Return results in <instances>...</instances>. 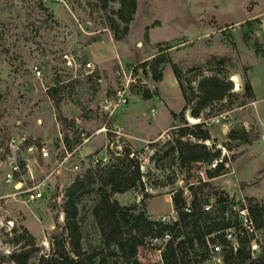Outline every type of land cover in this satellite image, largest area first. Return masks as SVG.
Returning a JSON list of instances; mask_svg holds the SVG:
<instances>
[{
    "label": "rangeland",
    "instance_id": "rangeland-1",
    "mask_svg": "<svg viewBox=\"0 0 264 264\" xmlns=\"http://www.w3.org/2000/svg\"><path fill=\"white\" fill-rule=\"evenodd\" d=\"M119 7L113 2L102 9L97 0H0V264H8L2 257L15 249L9 240L16 237L14 228L19 232L27 228L36 237L39 253H46L48 240L65 223L63 204L69 187L87 169L114 163L125 148L139 154L144 189L115 193L113 199L141 208L146 192L151 218H178L173 192L208 178L199 167L179 171L168 159L153 157L172 137L177 123L172 113L184 106L169 63L156 67L163 73L161 81L153 79L151 67L144 71L141 66L161 55L184 71L196 66L205 75L219 69L229 79L237 77L232 80L239 94L234 105L207 118L216 147L235 159L228 174L209 180L222 187L229 199H236L232 208L241 197L248 198L240 191L264 202V0H137L128 35L116 40L110 18L118 19ZM168 45L174 46L161 54ZM64 51L80 63L77 72L65 66ZM87 61L99 76H86ZM36 64L42 79L31 70ZM57 76L64 85L59 106L47 95ZM125 83H129L127 103L111 117L103 114L105 98ZM245 83L251 84L253 97L243 95ZM60 116L75 122L65 125ZM185 117L190 122L188 112ZM231 129L248 131L250 143L230 140ZM65 134L74 141L72 150L66 148ZM13 139L20 147L19 162L30 160L34 179L27 174L26 180L45 184L43 200L26 203L23 195L13 196L15 191L4 181L3 156ZM29 145L34 151L27 150ZM42 147L48 156H43ZM93 200L92 194H86L79 203L86 249L100 242L91 212ZM165 243L149 239L138 258L144 264H162L157 250ZM257 243L255 256L264 252V229L258 231ZM209 254L199 264H217L218 255ZM191 258L187 255L183 264H195Z\"/></svg>",
    "mask_w": 264,
    "mask_h": 264
},
{
    "label": "trees",
    "instance_id": "trees-1",
    "mask_svg": "<svg viewBox=\"0 0 264 264\" xmlns=\"http://www.w3.org/2000/svg\"><path fill=\"white\" fill-rule=\"evenodd\" d=\"M99 7L108 9L110 3L119 2L120 7L115 11L118 19L110 18L111 28L116 40L125 39L129 33V24L133 20L137 8V0H97ZM124 24L123 26L121 24ZM168 45L161 48H171ZM161 47V44H158ZM163 52V53H162ZM159 56V55H156ZM155 56V57H156ZM169 63L184 98V106L180 112H173L177 121L173 125L172 137L162 148H157L153 154L156 161L168 159L169 164H175L179 171L191 170L194 166L204 169L207 180L199 178L198 183H186L172 195L174 211L178 218L173 221L153 219L147 214L145 199L146 192L142 195L141 208L139 205H122L113 199L115 193L126 192L130 189H144V173L141 171L139 154L130 148L123 149L122 155L111 165L89 168L82 177H78L67 191V198L63 204L66 214L65 223L61 230L52 238V247L46 253H39L36 237L25 227L14 228L15 238H10L15 249L2 259L8 264H144L138 258L140 247L149 239H162L166 234L170 238L161 249L162 264H183L185 257L192 255L195 264L209 259V243L218 241L224 245L221 255L222 264H264V252L254 256L250 250L253 235L246 231L238 234L237 249L229 247L223 229L238 226L237 212L230 208L233 222L226 220L225 212L236 202L228 197L226 191L219 185H214L211 180L229 173V163L235 155L227 157L222 155L216 141L212 138L210 119L211 116L220 115L230 109L239 94L234 91V83L227 75H221L219 69L205 75L200 67H190L184 71L182 67L161 55L149 63H141L151 67L153 79L161 81L162 71L156 68L162 63ZM211 62V61H208ZM146 67V68H147ZM194 72L186 76V73ZM99 76L98 73L88 75ZM245 97H253V88L250 83L243 86ZM64 92L63 81L57 76L55 85L47 89V95L54 100L56 105L62 101ZM157 92V91H156ZM218 106V108H216ZM196 122L190 123L185 113ZM65 125L74 124L60 116ZM230 140H239L250 143L249 132L246 130L231 129L228 133ZM64 141L68 150L73 149L74 141L65 134ZM211 144H207V142ZM77 142H79L77 140ZM77 144V143H76ZM143 151V149H142ZM215 167H211L212 163ZM188 191V196L184 192ZM94 196L91 212L99 231L100 242L98 245L86 249L83 245V234L79 220V203L83 195ZM216 196V205L211 210H205L204 204L210 196ZM190 201V212L186 211L187 200ZM250 215L258 230L264 229V204L253 197L247 199ZM232 203V204H231ZM238 203V202H237Z\"/></svg>",
    "mask_w": 264,
    "mask_h": 264
},
{
    "label": "built area",
    "instance_id": "built-area-1",
    "mask_svg": "<svg viewBox=\"0 0 264 264\" xmlns=\"http://www.w3.org/2000/svg\"><path fill=\"white\" fill-rule=\"evenodd\" d=\"M61 58L65 64V66L72 70L74 73L77 72L78 68L80 67V63L77 62L75 56L72 55L71 52L69 51H64L61 54ZM94 67L95 65L87 61L85 63V71H86V76L91 75L94 73ZM31 70L33 74L38 78L42 79V69L40 68V65L36 64L33 67H31ZM232 80V79H231ZM234 81V80H233ZM128 89H129V83L124 84L123 87L117 88L115 90V93L112 94L111 96L105 98L104 103L101 104L100 111L111 117L115 114V111L117 108L125 105L128 100ZM190 123L196 122L194 118L191 117ZM17 149L19 150L20 147L15 145V140H11L9 143V149L4 153L3 156V165L5 166V174H4V181L12 186L13 190L15 191L12 195L13 196H19L23 195L24 197V202L29 203V202H35V201H40L45 198V184L43 183H34L35 181H32L31 184L26 180V175L28 174L31 176V180L34 179L32 176L31 172V167L29 163V159L25 160V163L22 164V162H19L17 158ZM35 147L33 145H29L27 150L34 151ZM43 156H48L49 152L46 147H42L41 149ZM216 163H212L211 167H215ZM24 171H27L25 173ZM30 178V177H29ZM174 193V192H173ZM185 196H188V191L184 192ZM216 196H210L208 198V201L204 204V209L205 210H211L214 205H216ZM233 206V205H231ZM230 204H228V209L225 212V218L226 220H231L233 222L234 218L230 216V208H232ZM237 207V208H236ZM234 211L237 212V222L238 226H229L223 229L225 238L227 242L230 243L231 246L233 247L234 250L237 249L238 242H237V237L238 234H241L243 232H247L248 234L253 235V239L250 243V250L252 254L254 255L255 252H257L259 249L258 243H257V233L258 229L255 227V224L253 222V219L250 215V210L248 207V203L246 198L241 197L240 200L238 201V205L234 206L232 208ZM186 211L190 212V201L189 198L187 200V206L185 208ZM163 221H166V217H162ZM173 220H176V217L173 218ZM9 224L13 225V222L10 220L8 221ZM170 238V234H166L162 240L167 241ZM158 239H154V241H157ZM47 252L50 250L52 247V238L48 240L47 245H45ZM209 247L212 253L218 255L215 257L216 263L217 264H222L223 263V257L221 255V252L223 251L224 245L221 242L215 241L212 243H209ZM159 255V261L162 262L161 259V249L157 250ZM255 256V255H254Z\"/></svg>",
    "mask_w": 264,
    "mask_h": 264
},
{
    "label": "crops",
    "instance_id": "crops-1",
    "mask_svg": "<svg viewBox=\"0 0 264 264\" xmlns=\"http://www.w3.org/2000/svg\"><path fill=\"white\" fill-rule=\"evenodd\" d=\"M240 195L241 196H243V195H245L246 197H253V196H250V195H248V194H245V193H243V192H241L240 191ZM253 198H255V197H253ZM256 199V198H255ZM257 200V199H256ZM258 202H260V203H262V204H264V202H262V201H260V200H257Z\"/></svg>",
    "mask_w": 264,
    "mask_h": 264
},
{
    "label": "water",
    "instance_id": "water-1",
    "mask_svg": "<svg viewBox=\"0 0 264 264\" xmlns=\"http://www.w3.org/2000/svg\"><path fill=\"white\" fill-rule=\"evenodd\" d=\"M237 79V77L235 76V77H233V79L232 80H236Z\"/></svg>",
    "mask_w": 264,
    "mask_h": 264
}]
</instances>
